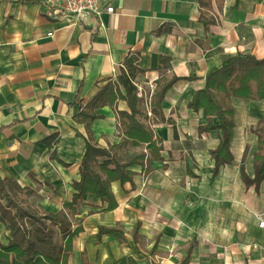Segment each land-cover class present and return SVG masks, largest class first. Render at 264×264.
<instances>
[{
	"label": "crops",
	"instance_id": "1",
	"mask_svg": "<svg viewBox=\"0 0 264 264\" xmlns=\"http://www.w3.org/2000/svg\"><path fill=\"white\" fill-rule=\"evenodd\" d=\"M32 1L0 0V175L29 188L33 206L55 213L72 199L86 134L75 115L115 80L127 56L138 54L144 70L136 83L179 77L152 126L161 158L130 166L132 184L111 183L117 206L110 211L98 196L82 195L73 216L82 230L72 238L68 264H133L129 257L136 264H177L190 244L187 264H264V180L256 189L240 173L241 163L254 173L253 129L264 119V99L231 97L234 163L221 165L215 176L210 151L220 130L201 131L204 109L188 106L226 56L264 58V0H223L221 8L212 0L217 15L208 28L199 20L198 0H114V13L87 15L77 25L51 19L43 0ZM115 108L127 109L124 99L97 108L100 116L90 122L102 147L121 140ZM126 149L132 156L147 151ZM102 225H120L123 241L99 236ZM7 234L0 221V243Z\"/></svg>",
	"mask_w": 264,
	"mask_h": 264
},
{
	"label": "trees",
	"instance_id": "2",
	"mask_svg": "<svg viewBox=\"0 0 264 264\" xmlns=\"http://www.w3.org/2000/svg\"><path fill=\"white\" fill-rule=\"evenodd\" d=\"M15 1L33 3L32 0ZM215 1L221 8L223 0ZM198 6L199 20L208 28L209 24L216 21L217 15L212 11V0H198ZM137 61L138 54L127 56L120 64L115 80L104 83L75 115L76 120L85 124V151L79 164V178L71 184L72 199L63 203V209L53 213L33 206L27 201L31 194L29 188L0 175V221L8 230L7 243H0V264H68L72 238L82 230L81 224L73 221L76 205L82 195L98 196L106 203L102 209L110 211L117 206L111 183L119 181L121 184H132L134 172L129 169L130 166L135 163L142 164L144 160L161 158V140L154 136L152 126L154 118L161 110L165 92L179 77L161 76L156 81L150 100L152 117H149L144 111L143 99L136 94L135 76L144 71L138 67ZM167 61V58L160 57L162 64ZM204 81L203 87L195 91L188 106L194 110L204 109L207 123L200 127L201 131L220 130L219 142L210 151L214 166L212 176H215L221 165L234 163L229 147L235 126L231 97L264 99V58L257 59L249 53L228 55L219 68L205 76ZM119 98L124 99L127 105V109L115 108L121 140L102 147L93 141L90 122L100 116L95 111L97 108L104 105L116 107ZM214 117L218 119V123H214ZM253 131L257 135V147L253 157L254 173L250 177L242 163L240 173L247 186L254 185L258 189L260 182L264 180V119L257 123ZM54 139L49 138L46 142ZM136 146H144L147 151L132 156L127 149L124 150ZM138 229L139 223H136L132 230L135 242L139 239ZM102 234L113 235L121 242L124 239V231L120 225L99 226L98 235ZM156 244L157 238L150 249L151 253L154 252ZM191 248L192 244L187 247L186 255L177 264L189 262ZM129 261L136 264L131 257Z\"/></svg>",
	"mask_w": 264,
	"mask_h": 264
},
{
	"label": "built area",
	"instance_id": "3",
	"mask_svg": "<svg viewBox=\"0 0 264 264\" xmlns=\"http://www.w3.org/2000/svg\"><path fill=\"white\" fill-rule=\"evenodd\" d=\"M45 13L54 20L66 21L67 25L81 23L85 16H100L103 13H114V0H43ZM51 35V33H48ZM137 96L143 99V107L147 116L152 117L150 100L155 88L154 83L145 85L136 83ZM154 126V125H153ZM264 221H259L263 226Z\"/></svg>",
	"mask_w": 264,
	"mask_h": 264
}]
</instances>
